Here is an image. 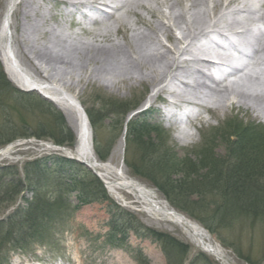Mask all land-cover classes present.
<instances>
[{
	"label": "bare ground",
	"instance_id": "6f19581e",
	"mask_svg": "<svg viewBox=\"0 0 264 264\" xmlns=\"http://www.w3.org/2000/svg\"><path fill=\"white\" fill-rule=\"evenodd\" d=\"M50 1L71 7L72 21L79 30L89 31L92 41H80L48 30V19L33 0H21L20 4L17 0H8L0 23V59L9 79L19 88L36 89L48 97L69 121L70 116L76 118V146L63 150L48 143L46 149L61 150L86 161L99 172L117 200L125 201L131 196L140 211L178 225L197 249L222 264H232L221 245L199 222L125 173L124 137L108 161L97 158L93 132L76 95L54 85L45 73H91L88 80L109 79V85L118 89L121 84L131 86L134 83L157 87L172 74L170 72L176 71L173 78L185 90L163 86L148 101L162 100L166 104L161 117L169 126H175L177 138L181 140L191 134L184 127L180 128V123L184 119L190 123L196 119L205 121L202 111L217 116L228 110L244 109L262 119L264 67L254 70L248 65L250 60L256 66L264 65V32H258L256 23L264 27V0ZM82 6L93 7L104 20L82 11ZM176 8L180 9L179 13L174 12ZM256 12L259 13L257 17ZM14 13L22 16L21 20L18 17L15 20L14 37L25 68L15 56L7 31ZM73 13L81 17L76 21ZM91 24L97 27H89ZM181 29L183 35L178 37L176 30ZM225 46L236 53L221 51ZM27 70L43 81L29 75ZM240 72L243 74L234 78V74ZM202 88L206 89L207 96L214 98L213 107L207 104L205 95L200 94Z\"/></svg>",
	"mask_w": 264,
	"mask_h": 264
},
{
	"label": "rangeland",
	"instance_id": "374dc122",
	"mask_svg": "<svg viewBox=\"0 0 264 264\" xmlns=\"http://www.w3.org/2000/svg\"><path fill=\"white\" fill-rule=\"evenodd\" d=\"M17 1L19 3L21 0ZM33 1L41 14L48 19L46 24L48 30L61 35H69L72 39L80 41H92L90 32L79 30L75 22L72 21L71 7L50 0ZM7 4L8 0H0V23L6 13ZM81 9L101 17L98 13L99 11L93 7L82 6ZM103 9L112 10L107 7H103ZM174 12L179 13L180 9L176 8ZM258 14L256 12L255 16L257 17ZM73 16L76 21V18L81 17L79 13H73ZM17 17L20 20L22 19L21 14L17 15L14 13L12 19H10L12 24L7 31L10 34V41L13 44L15 56L20 60L21 66L25 68L19 58L16 37H14L16 33L14 23ZM130 18L135 19L132 16ZM102 20L104 19L102 18ZM108 23H111V21H108ZM256 23L259 30L264 28L261 23ZM89 27L97 26L91 24ZM182 32V29L176 30V35L181 37L183 35ZM258 32L262 33V29ZM76 33L79 34L77 35ZM43 41L44 39L42 38ZM248 66L254 70L260 66L264 67V65L260 64L256 66L253 61ZM1 70L3 71V69ZM27 72L35 79L43 81L35 73H30L28 70ZM3 73L6 72L3 71ZM170 73L172 74L168 75L166 80L157 87H153L150 84L135 85L134 83L131 86L121 84L118 89L109 85V82H111L109 79L96 77L88 80L91 73L86 72L77 74L45 73V75L57 87L65 88L75 94L84 110L87 109L100 117L112 116L111 114L114 110L109 104L121 105L124 103L127 106L126 108H129L140 103L136 112L138 114L144 112L142 116L147 117L148 122L159 125L166 130L167 134L166 137H163L161 146H168L170 153L175 154L180 159L188 158L190 162L194 161L197 165H200L199 162L203 161L201 159L203 152L208 150L209 153H213L212 156L222 161L224 168L227 166L226 162L229 163L226 170L231 166L232 162L249 161L253 165V170L257 173L251 180L249 193H258V189L262 190L264 185V118H258L253 115L254 113L245 112L244 109L240 111L236 109L228 110L225 114L220 113L217 116L202 111L205 123H201L200 119L193 120V123L186 122L184 119L180 123V128L184 127L183 129L188 130L191 134L185 140H181L177 138L175 126H169L161 117V110H165L166 104L162 100L148 101L149 97L163 86H174L179 90H185V87L181 86L173 78V73L177 72ZM242 74L241 72L236 73L234 78ZM13 85L20 89L15 84ZM24 92H28V94H22L12 89H0V168L15 165L21 172L25 162L28 160L50 157L51 155L64 156L59 151L47 150L46 146L42 144V141L54 143L57 131L59 132L58 129L54 128V119L58 114L57 111L62 114L67 126L70 127L77 139L74 128L77 123L75 116H70L69 121L65 113L53 101L48 100L38 91ZM200 94L205 95L204 99L208 105L214 106V98L207 96L206 89H200ZM113 121L115 119H108L99 127L98 138H107L117 131L119 132V124H115ZM236 128L246 129V133L250 135L251 140H248L246 136H242L240 138L243 139L242 143L239 141L235 142L230 135L234 133ZM92 131L93 137H95L96 133L93 127ZM44 133L47 135L54 134L55 136L39 137V135H44ZM245 139L249 141L246 146L243 144ZM120 140L121 137L113 146L108 160ZM153 143L156 144L155 142ZM63 145L67 146V144ZM152 146L156 148L154 145ZM243 146L245 147L243 148ZM254 147H256L255 150ZM258 147L260 149L257 151ZM236 151L241 152L242 155L234 154ZM257 154L258 157H256ZM158 156L159 153L157 152L152 162L155 163ZM148 157L152 158L143 153L142 150L140 151L134 144L129 147V151L127 149L124 151V171L130 178L135 179L148 188L153 189L161 197L166 198L160 188L154 184L151 178L146 177L141 170L142 168H140L143 160ZM47 161L49 165H52L53 159ZM201 173L206 175V170L198 172V174ZM180 177H182L180 174L171 176L173 179H179ZM198 178L199 175H197L196 179ZM5 180H10V178H5ZM237 180L239 179H230L228 177V181L222 182L223 179H219V182L215 184L221 185V188L222 185L225 186V193L223 192L225 197L220 192V189L214 186L212 190L210 188L203 195L193 197L190 199L191 201L188 200V204L191 206H193L192 204H194L196 198H201L207 202L208 205H201L200 210H198L200 212L197 210L195 212L203 220L194 216L190 210L182 211L177 209L199 222L209 231L221 245L225 257L232 264H264V218L235 215L232 216L230 222H226L230 217L226 218L227 220L223 218V215L229 211L233 204L228 203V201L229 199L233 201V193L231 191L235 187L234 181ZM1 182L3 180L0 181V185H2ZM257 187L258 189H256ZM263 194L255 195L260 198ZM109 195L113 201L132 212L145 226L157 232L165 233L189 248L187 254H183L181 250H174L172 253V264L181 262L182 264H222L213 256L197 249L178 225L161 221L152 215L140 211L139 205L133 203L131 196L126 197L125 201H119L112 194ZM77 196L78 191L65 194L64 197L71 203L72 209L59 212L61 220L56 224L44 227L39 233V239L30 241L24 249L13 250L9 246L6 247L4 252L0 254V264H140L136 259V254L139 251L143 253L149 264H168L160 243L154 237H140L134 233H129L126 237L117 236L118 238H115L113 242L108 241L110 237L109 214L107 212L108 202L99 201L82 205L79 203ZM24 198H31V193L28 191L24 192L12 204L9 202L0 203V218L6 219L18 205H24ZM245 200L244 203L247 204L244 206L247 208H249L250 204L254 205L256 203L250 194ZM213 212L216 213L217 218L212 215ZM1 249H4V247Z\"/></svg>",
	"mask_w": 264,
	"mask_h": 264
},
{
	"label": "trees",
	"instance_id": "16d2710c",
	"mask_svg": "<svg viewBox=\"0 0 264 264\" xmlns=\"http://www.w3.org/2000/svg\"><path fill=\"white\" fill-rule=\"evenodd\" d=\"M0 86L17 90L7 80L1 70V65ZM139 104L129 108H126L127 106L124 103L121 105L109 104L114 112H112V116L106 115V117L94 115L86 109L90 124L96 133L94 149L101 161L108 159L113 146L123 133L127 116L137 109ZM57 113L54 119V128L58 129L59 132L57 131L54 142L59 145L67 144L73 146L76 140L75 135L70 127L67 126L62 114L58 111ZM111 118L115 119L113 121L115 124H119V132L117 131L107 138H98L99 127ZM166 134L167 132L164 128L148 122L147 117L137 116L127 123L126 149L129 151V147L135 144L140 151L142 150L143 153L152 157L145 158L140 168H142L141 170L145 176L151 178L154 184L160 188L174 207L182 211L190 210L194 216L203 220L195 212L200 210L201 205H208L207 202L201 198H196L194 204H192L193 206H191L188 204V200L191 201V198L203 195L210 188L212 190L214 186H217L216 188H219L225 197V186L222 185L221 188V185L215 184L219 182V179H223L222 182H224L228 181V177L230 179L238 178L239 180L234 181L235 187L231 191L233 193V201L228 198V203H233L234 206L232 204L229 211L223 215V218L230 217L228 220L226 219V222H230L232 216L235 215L264 218V194L260 198L255 195L264 193V185L262 190L258 189V187L256 188L258 193H249L251 180L257 174L249 161L232 162L231 166L226 170L228 162H226L227 166L224 168L221 160L212 156L213 153L205 150L201 158L203 161L199 162L200 165H197L194 161L190 162L188 158L180 159L175 154L170 153L168 146H161V141L163 137H166ZM48 135L50 137L55 136L54 134ZM48 135L44 133V135H39V137H49ZM242 136H246L248 140H251L250 135L246 133V129L236 128L234 133L230 135L235 142L239 141L241 143L243 141V139H240ZM247 139L243 143L245 146L249 144ZM152 145L156 148H153ZM255 149L256 147H254ZM259 149L258 147L257 151ZM157 152L159 156L156 157L157 160L154 163L152 159ZM234 154L242 155L239 151L234 152ZM256 157H258V154ZM49 159H53L54 163L52 162V165L48 164L47 160ZM203 170H206V175L198 174V172ZM174 174H180L182 177L173 179L171 176ZM197 175H199L198 179H196ZM5 178H10V180L6 181ZM2 180V185H0V203H15L26 191L31 193V198H24V205L17 206L6 219L0 220V254L8 246L13 250L24 249L30 241L39 239V233L44 227L56 224L61 220L59 212L72 209L71 203L64 197L65 194L72 191H78L77 198L82 205L99 201L108 202L107 212L109 214L110 236L108 241L113 242L115 238H118L117 236L126 237L129 233H134L140 237H154L160 243L168 264H172V253L174 250H181L183 254H187L189 251L188 247L175 238L145 226L132 212L115 203L108 195L100 179L85 165L77 161L58 156L37 158L26 161L22 172L15 165L5 166L0 168V181ZM249 194L256 203L254 205L250 204L249 208H247L244 206L247 203L244 202ZM261 198L263 199L261 200ZM240 201L241 203H239ZM212 215L217 218L215 212ZM3 247L4 249H1ZM136 259L140 264H149L140 251L136 254ZM178 264H182V262Z\"/></svg>",
	"mask_w": 264,
	"mask_h": 264
},
{
	"label": "water",
	"instance_id": "95a60500",
	"mask_svg": "<svg viewBox=\"0 0 264 264\" xmlns=\"http://www.w3.org/2000/svg\"><path fill=\"white\" fill-rule=\"evenodd\" d=\"M63 149H64V150H66V149H68V148H66V147H63ZM77 160H79V159H77ZM79 161H82V160H79ZM82 162H84V161H82Z\"/></svg>",
	"mask_w": 264,
	"mask_h": 264
}]
</instances>
